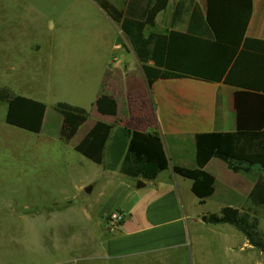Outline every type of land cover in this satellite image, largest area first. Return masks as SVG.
Listing matches in <instances>:
<instances>
[{
  "label": "rangeland",
  "instance_id": "rangeland-1",
  "mask_svg": "<svg viewBox=\"0 0 264 264\" xmlns=\"http://www.w3.org/2000/svg\"><path fill=\"white\" fill-rule=\"evenodd\" d=\"M108 1L121 7L119 0ZM169 23V15L162 17L156 31L163 33L164 24ZM121 49L129 54L122 57ZM133 52L120 26L96 0H0V86L47 106L44 129L33 133L8 124V104L0 102V264L32 263L34 251L41 245L34 235V217L39 211L35 207L54 201H67V206L52 211L59 216L69 212V230L65 233L63 229L59 240L49 242L51 247L68 250L69 258L99 247L101 229L84 222L87 195L77 189L81 180L101 166L60 138L63 117L56 105L82 106L90 112V122L98 119L101 112L95 101L104 93L107 77H112L109 68L115 66L114 58L121 56L134 68ZM81 160L86 163L80 164ZM131 179L138 184V178ZM69 196H74L70 203ZM224 202L220 198L206 207L187 206L186 215L194 216L201 209L219 213ZM235 203L264 237V207H251L243 198ZM205 216L199 224L186 219L184 243H175L149 264H264V251L252 245L236 226L208 223ZM104 226L102 221L100 227ZM174 228L176 225L162 226L153 235L160 238ZM195 229L201 236L199 245ZM106 230L108 234L116 232L107 222Z\"/></svg>",
  "mask_w": 264,
  "mask_h": 264
},
{
  "label": "crops",
  "instance_id": "crops-1",
  "mask_svg": "<svg viewBox=\"0 0 264 264\" xmlns=\"http://www.w3.org/2000/svg\"><path fill=\"white\" fill-rule=\"evenodd\" d=\"M121 1L123 0H119V4L123 7ZM177 3L183 2L172 0L169 8L157 15L159 26L162 17L170 16V23L164 24L163 33L170 30L185 32L188 28L189 12H182L179 19H174ZM184 3L191 10L197 3L203 13H207L208 0H194L193 4L191 0H185ZM246 36L264 39V0H254L253 15ZM121 51L122 57L129 54L123 49ZM132 55L135 57L136 67H129L127 60L125 64L121 56H116L115 66L109 68L112 77L106 79L104 93L116 98V114L100 113V117L94 120L91 117L92 122L88 119L69 142L70 147L75 149L99 120L114 125L106 143L103 162L99 164L101 170H92L93 175L81 180L77 189L87 195L83 204L84 222L88 225L95 224L101 229L98 235L99 247L84 250L78 256L70 255V258L68 250L51 247L49 242L59 240V233L63 229L65 233L69 230V212H62L59 216L56 211H52L59 206H67V201H64L65 204L54 201L51 205L35 207L39 211L34 217V235L41 245L35 249L31 264H149L154 258H161L165 249L172 248L175 243H184L186 219L192 218L194 224H199L201 216L212 213L201 209L194 216H189L186 215L187 206L190 209L197 205L206 207L212 201L224 198L221 208H238L240 205L235 201L240 198L247 201L254 188L255 180L251 175L234 172L225 161L215 157L206 165V170L216 177V191L202 204L192 191L193 180L174 170L175 166L195 167L197 134L239 129V111L235 103L239 89L223 82L193 77L161 78L151 87L138 58L134 52ZM252 122L258 125L257 128H264V109L255 106L248 109L244 116V123L247 124L245 127L254 128L251 127ZM45 124L46 121L43 129ZM125 129L156 132L163 139L170 167L153 180L138 178V181L145 182L144 187L135 185L132 177L122 171L130 142ZM79 163L86 162L81 160ZM73 197L69 196V203ZM115 210L123 212L125 220L114 234H108L106 216ZM25 218L26 215L23 219ZM59 219H62L61 222ZM102 221L104 229L100 227ZM61 225L64 227H58ZM167 225H176L177 228L160 238L153 235L157 228ZM194 236L199 245L201 236ZM156 240L162 243L155 244Z\"/></svg>",
  "mask_w": 264,
  "mask_h": 264
},
{
  "label": "trees",
  "instance_id": "trees-1",
  "mask_svg": "<svg viewBox=\"0 0 264 264\" xmlns=\"http://www.w3.org/2000/svg\"><path fill=\"white\" fill-rule=\"evenodd\" d=\"M96 1L120 26L151 87L161 78L193 77L239 89L235 96L239 129L197 134L195 167L175 166L174 170L193 180L192 191L203 204L216 191V177L206 170V165L215 157L222 159L234 172L255 175L248 200L251 207L263 208L264 128H257L253 122L254 128H246L244 123L249 108L264 109V39L246 36L254 0H208L206 14L197 3L192 10L184 2L177 3L174 19H179L182 12H189L188 28L185 32L167 33L156 31V18L169 8L171 0H124L123 7L108 0ZM0 102L8 104V124L33 133L42 131L47 109L44 102L15 94L8 86H0ZM95 106L103 115H115L117 100L101 93ZM56 110L63 117L60 138L65 142L75 137L91 115L85 107L67 102H58ZM113 127L111 123L97 121L76 145V151L95 163H102ZM125 132L130 142L122 166L124 174L153 180L169 169L170 161L159 133L131 129ZM206 221L236 226L252 245L264 251V237L238 208L226 206L219 213H208Z\"/></svg>",
  "mask_w": 264,
  "mask_h": 264
},
{
  "label": "built area",
  "instance_id": "built-area-1",
  "mask_svg": "<svg viewBox=\"0 0 264 264\" xmlns=\"http://www.w3.org/2000/svg\"><path fill=\"white\" fill-rule=\"evenodd\" d=\"M124 220L125 215L119 210L110 212L106 217L107 225L110 227L111 231H117Z\"/></svg>",
  "mask_w": 264,
  "mask_h": 264
},
{
  "label": "water",
  "instance_id": "water-1",
  "mask_svg": "<svg viewBox=\"0 0 264 264\" xmlns=\"http://www.w3.org/2000/svg\"><path fill=\"white\" fill-rule=\"evenodd\" d=\"M145 185H146V184H145L144 181H142V180H139V181H138V184H137L138 187H144ZM204 219L206 220V216H205Z\"/></svg>",
  "mask_w": 264,
  "mask_h": 264
}]
</instances>
